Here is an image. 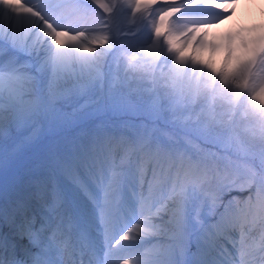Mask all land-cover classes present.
<instances>
[{"label":"snow or ice","instance_id":"snow-or-ice-1","mask_svg":"<svg viewBox=\"0 0 264 264\" xmlns=\"http://www.w3.org/2000/svg\"><path fill=\"white\" fill-rule=\"evenodd\" d=\"M235 2L0 0V264H264V40L206 31Z\"/></svg>","mask_w":264,"mask_h":264},{"label":"bare ground","instance_id":"bare-ground-1","mask_svg":"<svg viewBox=\"0 0 264 264\" xmlns=\"http://www.w3.org/2000/svg\"><path fill=\"white\" fill-rule=\"evenodd\" d=\"M240 0H237L235 2V4L233 5V11L235 10V7L238 5V4H243V8H240V11L242 12H245L246 13V17L247 16H256L257 15V12H258V18L256 19V25L255 27L252 28L251 24L253 23V21H251V18L248 19L250 20L248 23L245 24V27L244 28H241L239 32L236 31V28H235V24L233 25V27L235 28V31L233 34H237V33H240L241 36H244V37H256L257 39H261V40H264V28H261L262 25H264V0H260V4H261V8H257L255 5L256 4H259V2L256 3V1H259V0H241L242 3L240 2ZM257 9H255V8ZM214 12V11H213ZM236 12V10H235ZM236 14V13H235ZM242 14V13H241ZM251 14V15H250ZM237 15V14H236ZM235 16V15H234ZM239 17V16H238ZM243 19V17H242ZM253 19V18H252ZM234 21V18H233V12H232V15L230 18H227L225 19L224 21H222L221 23L219 24H216L217 25V30L218 31H221V27L223 28H226L229 24V22ZM255 21V20H254ZM241 23V22H240ZM245 22H243L244 24ZM254 25V24H252ZM213 27V26H212ZM251 29H255L256 31L254 32H250L249 30ZM222 33H225L222 32ZM227 33V31H226ZM231 34V33H230ZM227 36L225 35L224 36V40L221 42V45H223L225 43V38ZM209 40V39H208ZM238 40H239V37L237 36L236 37V42L238 43ZM201 57L203 59H206V60H211L214 64V66L216 67H220L221 64L223 63V57H224V48L223 47H220L218 48L215 52H210V53H206L204 50L203 52L201 53ZM217 86L220 87V83L217 82ZM248 103H245V105L243 106V110L246 108Z\"/></svg>","mask_w":264,"mask_h":264},{"label":"rangeland","instance_id":"rangeland-1","mask_svg":"<svg viewBox=\"0 0 264 264\" xmlns=\"http://www.w3.org/2000/svg\"><path fill=\"white\" fill-rule=\"evenodd\" d=\"M237 1V0H236ZM242 3V1L240 0L239 1V3ZM257 2H259V4H256L255 6L257 7V8H261V4H260V0L259 1H256V3ZM240 8H243V4H238L236 7H235V10H236V12H235V10L233 11V18H234V21H232L231 20V22H229V24L230 25H228L226 28H223V27H221V31H218L217 30V25L215 24V25H212V26H210L209 28H207L206 29V31H207V39H209V40H211V41H213V42H216V43H219V44H221V42L224 40V36L226 35V36H228V35H233V36H235V34H233L234 33V31H235V28H236V31L237 32H239L240 31V29L241 28H244L245 27V24L246 23H248L250 20H248V19H250L251 18V21H253V23L252 24H254V25H252L251 24V26H252V28L253 27H255V25H256V19L258 18L257 16H258V12H257V15L255 16H247L246 17V13L245 12H242V11H240ZM255 8V7H254ZM256 9V8H255ZM257 10V9H256ZM213 11H215V10H211V9H209V10H205V15H209V16H211L212 14H213ZM237 15H236V14ZM242 13V14H241ZM235 15V16H234ZM251 15V14H250ZM239 16V17H238ZM242 17H243V19H242ZM253 18V19H252ZM255 20V21H254ZM241 22V23H240ZM243 22H245L244 24H243ZM235 24V28L233 27V25ZM242 26H244V27H242ZM239 30V31H238ZM225 31V33H222V32H224ZM226 31H227V33H226ZM231 33V34H230ZM223 39V40H222ZM206 53H210L207 49H205L204 50ZM245 103H248V100L245 98L244 100H242L241 101V108H240V111H243V106L245 105Z\"/></svg>","mask_w":264,"mask_h":264}]
</instances>
